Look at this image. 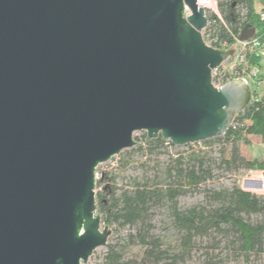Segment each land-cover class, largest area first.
<instances>
[{
  "label": "water",
  "instance_id": "obj_1",
  "mask_svg": "<svg viewBox=\"0 0 264 264\" xmlns=\"http://www.w3.org/2000/svg\"><path fill=\"white\" fill-rule=\"evenodd\" d=\"M206 26L196 0H0V264L106 247L95 172L135 132L172 146L227 132L251 94L212 86L235 50L207 46Z\"/></svg>",
  "mask_w": 264,
  "mask_h": 264
},
{
  "label": "trees",
  "instance_id": "obj_2",
  "mask_svg": "<svg viewBox=\"0 0 264 264\" xmlns=\"http://www.w3.org/2000/svg\"><path fill=\"white\" fill-rule=\"evenodd\" d=\"M254 0H220L218 4L223 23L215 20L208 30L209 38L218 42H233L232 35L239 37L246 25L258 29ZM207 30V32H208ZM208 34V33H207ZM248 136L259 137L264 143V98L249 104L233 121L222 137L202 142L205 147L213 142L219 147L222 158L220 165L228 170L245 168L259 170L264 175V159L245 160L238 144H249ZM148 152L160 150L171 143L161 136L147 141ZM230 146L227 157L224 148ZM142 150V147L138 149ZM127 151V152H130ZM202 151L178 156L161 180H133L128 187L119 188L115 178L103 173L97 180V212L102 224L108 228L128 227L133 229L123 245H107L103 264H184L195 247V240L215 234L225 239L235 256L244 264L251 257H264V196H257L239 187L207 189L204 203L186 208L179 207L178 200L187 192L197 190L213 177L212 162ZM163 209L167 213L171 235H155L153 210ZM256 216V220L251 217ZM139 247V260L127 257V249ZM202 264H217L211 258Z\"/></svg>",
  "mask_w": 264,
  "mask_h": 264
},
{
  "label": "rangeland",
  "instance_id": "obj_3",
  "mask_svg": "<svg viewBox=\"0 0 264 264\" xmlns=\"http://www.w3.org/2000/svg\"><path fill=\"white\" fill-rule=\"evenodd\" d=\"M264 7V0H254L253 9L258 12ZM203 39L205 40V31H202ZM144 131L135 132L133 139L136 142L134 149L142 147V150L134 152L128 150L122 151L119 155L113 157L108 162L103 163L96 169V182L102 177L103 173H107L109 177L115 178V183L119 188H126L133 180L142 181L147 179L161 180L165 178L167 170L174 164V159L181 155H187L192 152L202 151L208 155L212 162L211 169L213 177L205 184L201 185L197 190L189 191L178 200L179 207L186 208L192 205L204 203V193L207 189L232 188L234 186L246 191L245 180L251 178L249 171H253L252 179L257 178L259 170H251L238 168L237 170H228L223 165H220L222 153L215 142L211 146L205 147L203 144H189L186 146H165L164 148L148 152L144 145ZM249 144L240 142L238 147L240 154L247 161L264 159V143L259 137L248 136ZM230 146L224 148L223 157H227ZM132 149V148H131ZM130 151V152H127ZM100 190L96 188L95 193ZM257 196H264V190L248 191ZM153 230L152 233L159 236L167 237L171 235L172 230L169 225L167 213L163 209H155L152 212ZM251 219L256 220V216ZM102 227L104 225L102 224ZM111 234L107 239V245H123L126 236L133 232V229L128 227H117L115 225L109 227ZM106 245V246H107ZM106 252V247L97 248L89 257L86 264H103V258ZM142 254V249L132 247L127 249V257L139 260ZM211 258L217 264H244L239 257L235 256L231 246L225 239L216 236L215 234L207 238H198L195 240V247L191 255L186 258L184 264H202L207 259ZM248 264H264V257H251Z\"/></svg>",
  "mask_w": 264,
  "mask_h": 264
},
{
  "label": "built area",
  "instance_id": "obj_4",
  "mask_svg": "<svg viewBox=\"0 0 264 264\" xmlns=\"http://www.w3.org/2000/svg\"><path fill=\"white\" fill-rule=\"evenodd\" d=\"M219 1L196 0L197 7L203 9L207 19V26L203 30L206 36L205 44L218 50H235L231 56H228L217 68L211 71L212 86L215 89H220L222 85L231 81H242L250 91V104L259 102L264 98V7L256 12L260 26L258 29L253 28L252 37L241 41L239 37L232 35L233 42L228 44L227 42H218L217 38H209L210 31L208 28L212 22L218 20L224 24L218 8ZM253 173V171H249L251 178L245 180L246 191L264 190L263 173L260 171L257 178L252 179Z\"/></svg>",
  "mask_w": 264,
  "mask_h": 264
},
{
  "label": "bare ground",
  "instance_id": "obj_5",
  "mask_svg": "<svg viewBox=\"0 0 264 264\" xmlns=\"http://www.w3.org/2000/svg\"><path fill=\"white\" fill-rule=\"evenodd\" d=\"M252 183H256V182H252ZM259 183V182H258Z\"/></svg>",
  "mask_w": 264,
  "mask_h": 264
}]
</instances>
